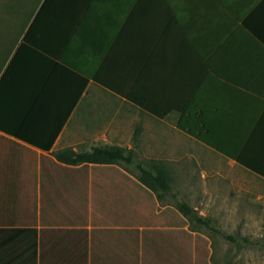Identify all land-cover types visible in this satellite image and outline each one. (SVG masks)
<instances>
[{
	"label": "crops",
	"instance_id": "crops-1",
	"mask_svg": "<svg viewBox=\"0 0 264 264\" xmlns=\"http://www.w3.org/2000/svg\"><path fill=\"white\" fill-rule=\"evenodd\" d=\"M68 1L89 18L83 20L82 36L67 39L69 46L60 50L63 60L82 61L87 70L92 56L113 41L119 61L131 62L142 93L163 103L177 94L182 104L192 94L196 126L205 128V140L222 149L241 146L245 153L251 144L264 158V0ZM37 2L4 68L44 0ZM54 42L61 41L54 36L46 41ZM37 61L25 82L28 89L34 84V92L14 86L10 99L18 110L12 105L6 116L12 130L29 139L0 130V264H189L185 234L170 231L156 216L177 200L154 194L153 211L139 187L136 164L70 165L55 154L121 146L136 161L161 162L174 189V169L163 150L146 155L141 147L145 131L168 146L173 132L179 142L189 140L246 168L180 129L182 112L156 117L92 80L73 105L69 73L51 63L44 71L43 58ZM127 122L133 123L131 139L125 135ZM29 142L52 145L43 150ZM169 198L174 204L166 203Z\"/></svg>",
	"mask_w": 264,
	"mask_h": 264
},
{
	"label": "trees",
	"instance_id": "trees-1",
	"mask_svg": "<svg viewBox=\"0 0 264 264\" xmlns=\"http://www.w3.org/2000/svg\"><path fill=\"white\" fill-rule=\"evenodd\" d=\"M69 2L71 1L44 0L6 68H4L5 61L11 51L3 61L4 65L0 70L1 131L10 133L25 141L29 139L23 131L12 130L15 126H11L6 116L8 112L14 111L13 109L11 110L12 105L15 110H18V106L13 104L10 99V92L14 90V86L20 88L19 85H22L21 91L23 90L24 94L28 91H30V94L34 92L35 89H32L34 84L32 83L33 85L28 89V86L25 87V82L28 81L26 79L30 77L29 73L34 75L33 68L38 64L37 58L40 57L43 58L44 71H46L48 63H51L55 65L52 69H63V72L69 73L70 81L73 85V105L78 101L87 83L92 80L113 94L124 98L128 102L135 104L142 110L156 117L163 118L174 110L182 112L183 116L178 123L180 129L205 141L208 145L219 149L225 156L264 178V158L259 156V151H251L254 149V147H251V144H246L245 153L242 151L241 146L222 149L218 143L205 140V128H197L196 126L197 119L195 117V109H192L194 104V96L192 94L188 95L189 97H185L184 99L186 100H184L182 104L179 101L180 96L177 94L171 96L170 100H166L163 103V100L162 102L154 101L152 96H147L145 92L142 93L136 84L137 81L132 78V72L130 70L132 66L131 62L127 60V62L122 64L121 61H119L115 50L111 48L110 45L113 41L109 40V45L92 56L89 69L87 70L83 69L84 66L82 61L75 59L66 62L65 59L63 60L60 50L66 49L67 46H69L67 45V39H71L72 36L78 37L79 34L82 36L81 28L83 27V20L89 18V16H86L87 14H85V16L83 15V9H80L81 14L77 13L74 8L69 6ZM52 36L61 42H54L51 45L46 43L48 37L51 38ZM139 82L141 81H138V83ZM144 86L145 84H143V87ZM158 99H160V97ZM186 101L187 104L189 102L187 107H185ZM20 114L22 113H16L13 116L14 121L21 119ZM29 143L43 150H49L52 145V142L48 144H43L41 142ZM55 155L59 161L70 165H87L89 163L109 165L118 164L120 162H124L127 165L136 164L139 170V187L147 194L148 199L151 201L153 211L156 210L157 206L154 194L158 199H162L166 195H171L175 199L177 197L172 186L173 177L167 172V169L161 162L151 161V163L147 165L145 161H136L132 153L124 147L101 145L89 151H76L72 148H66L57 152ZM156 216L165 219V223L171 226L170 231H177L185 234L189 243V264H212L210 260L209 240L198 232L194 234L193 231L196 230L189 226L187 227L190 221L202 225L211 231L222 233L226 239L237 242L236 236L222 232L212 218L201 215L186 201L177 200L175 207L167 206L159 213H156ZM243 240L247 241L248 239L243 238ZM194 242H196L195 260L193 259Z\"/></svg>",
	"mask_w": 264,
	"mask_h": 264
},
{
	"label": "rangeland",
	"instance_id": "rangeland-1",
	"mask_svg": "<svg viewBox=\"0 0 264 264\" xmlns=\"http://www.w3.org/2000/svg\"><path fill=\"white\" fill-rule=\"evenodd\" d=\"M37 1L0 0V70L16 37L27 26ZM127 123L130 126L125 127V135L131 139L133 123ZM170 135L172 142L168 146L163 141L157 144L145 131L141 142L143 153L152 155L157 148L163 150L174 169L176 200L189 202L200 214L215 220L222 232L237 237V242H233L222 233L190 221L189 227L209 240L212 264H264V181L189 140L179 142L173 132ZM174 202L171 198L166 201Z\"/></svg>",
	"mask_w": 264,
	"mask_h": 264
}]
</instances>
